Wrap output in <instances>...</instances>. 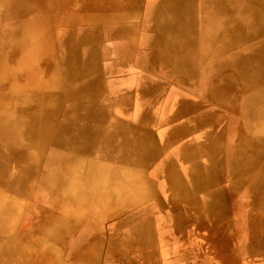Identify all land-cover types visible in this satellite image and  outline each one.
Masks as SVG:
<instances>
[{
	"label": "crops",
	"instance_id": "1",
	"mask_svg": "<svg viewBox=\"0 0 264 264\" xmlns=\"http://www.w3.org/2000/svg\"><path fill=\"white\" fill-rule=\"evenodd\" d=\"M218 1L39 0L36 13L30 12L29 0H21L24 23L41 20L42 46L61 74L68 59L71 71L91 68L89 81L97 85L92 91L107 111L108 137L95 146L109 153L80 155L93 186L76 219L82 224L90 219L98 227L94 236L102 246L97 261L83 258L75 264H264V78L244 91V81L234 76L229 79L235 91L224 88L233 69L227 65L234 64L235 72V59L246 56L254 72L260 59L252 57L264 46L254 50L253 44L227 38L208 41L198 30L200 24L220 21L229 28L234 20L250 28L247 21L254 17L264 21V0H245L257 4L254 16L252 10L245 16L234 13V0L230 12L227 4L214 7ZM173 2L182 3L179 12L198 28L192 34L194 47L186 48L196 60L177 66L183 71L175 64L152 65L148 58L158 38L145 23L156 6L172 7ZM4 23L3 32L9 29ZM91 35L98 38L96 49L79 42ZM67 41L72 44L65 47ZM94 50L101 60L92 64L87 57ZM223 53L229 58L222 60ZM161 68L168 73L161 74ZM45 85L47 95L71 83ZM237 159L247 162L245 172H236ZM107 223L118 231H102L100 225ZM111 239L116 240L113 253Z\"/></svg>",
	"mask_w": 264,
	"mask_h": 264
},
{
	"label": "rangeland",
	"instance_id": "2",
	"mask_svg": "<svg viewBox=\"0 0 264 264\" xmlns=\"http://www.w3.org/2000/svg\"><path fill=\"white\" fill-rule=\"evenodd\" d=\"M9 0H0V9H3L7 6ZM13 12L15 13V20H21L23 13L26 11L20 7L21 0H13ZM181 2L177 4V2H173L176 8L182 7ZM16 5L18 7H16ZM214 6V5H213ZM157 7L153 10L152 19L153 24L158 25L159 22L155 21L159 19V16L167 15L166 10L158 11ZM163 7H168V5H163ZM187 7V6H186ZM185 7V9H186ZM189 7V6H188ZM192 9V8H191ZM29 10L30 12H38L39 11V0H29ZM156 12L159 13L158 17H154ZM174 15L181 17L185 21H188L187 17H184L183 13L176 11ZM194 21V19L191 17ZM4 22H9L7 18L1 17L0 18V25L5 24ZM28 22H31L35 28V31L38 33V48L32 50V61L29 62V66L24 67L25 72L21 75L19 74L13 81L12 84L9 86L6 84V79L0 75V88H4V93L0 95V101L4 102L3 99L8 97H13L14 102L11 104H6L7 106L0 105V111H13V108L17 105L24 104V103H34L40 101L43 97L47 95H52L54 91H50L51 94L44 95L45 92H48L49 85L45 84H52L58 85L60 80L71 83L70 87L76 88L77 83H81V81L71 79L67 72L69 71L70 67V60L68 59V63L65 64V69L63 71V75L61 74V70L58 68L57 63L51 59L50 52L45 50L42 46L44 45V36L42 34L43 25L41 24V20L33 19ZM34 22V23H33ZM41 22V23H40ZM195 22V21H194ZM2 23V24H1ZM218 23H216L217 25ZM197 25V23H196ZM147 27V24L145 23ZM213 24L205 23L204 25L200 24L199 29L200 32H205L204 35H200L204 40H221L226 38V34L220 33L215 38L212 37V33H206V30L211 27ZM150 27V26H148ZM200 27L202 29H200ZM151 28V27H150ZM196 29V30H197ZM154 31V39L157 35L158 40L156 44H153V47L157 50L153 53H149L150 56H154L157 52H161V54L168 53L171 51L168 49L166 45H174L175 37H179L181 39L185 36H190L193 38V33H196V30L188 31V33L184 34H177L173 33L172 31L161 32L159 34L156 30ZM197 30V31H198ZM211 30V29H210ZM209 30V31H210ZM165 35V36H163ZM233 35V33H232ZM228 39V38H227ZM229 40V39H228ZM231 40V39H230ZM80 43H88L93 46L94 49L95 45L98 42L97 36H83L80 38ZM233 42V41H232ZM250 43V45L254 46V50H258L264 46V34L259 36H255L253 39L245 40L243 43ZM234 43V44H241ZM64 44V43H63ZM69 44H72L71 41H67L64 44L67 47ZM77 44V43H76ZM183 44V43H179ZM230 44H232L230 42ZM4 39L0 36V53H5L2 51L4 49ZM195 43L193 41L192 47H194ZM251 46V47H252ZM66 49V48H65ZM95 55L96 60H94L92 55ZM191 52L189 59L182 61L179 63V60L172 59L171 61H167V56H165L162 60L161 59H151L149 58V62L153 64L155 63H164V64H175V68L177 71H183L184 69L178 68L177 66L185 65L194 61L195 55ZM227 54L223 53L222 60H226ZM256 54V51L254 55ZM2 55V54H1ZM54 56V53H53ZM70 56V55H69ZM68 56V57H69ZM97 56H99L97 50L92 51L87 58H89L92 64H95L97 60ZM76 55H73L75 58ZM71 58V57H69ZM201 58V57H200ZM199 58V59H200ZM241 57H237L235 61L239 60ZM72 59V58H71ZM177 60V61H176ZM223 66V65H222ZM227 66H232L234 69V64ZM223 69V68H221ZM228 70L230 75H228V79L225 81L224 88L227 89L229 93L232 91L234 92V86L231 85V80L229 78H233L234 76L237 79H240L238 75L234 72V70ZM89 68H86V72H88ZM168 68H161L159 69L160 73L167 74ZM80 71L86 75L84 69H80ZM167 71V72H166ZM226 70L224 69L223 72ZM192 72V69H187L185 73ZM64 77V78H63ZM6 85L8 87H6ZM62 85V84H61ZM60 85V88L62 87ZM55 86V87H56ZM247 88L244 87L242 90L247 91ZM59 90V88H56ZM65 91H57L55 92L57 98V106L55 108V115L53 114V121L49 126V132L47 133V140L45 144H38L31 147H26L22 143L17 142H0V150L5 151L3 154H0V264H55V260L59 259V264H70L71 257L70 253L76 246V244L80 241L85 242L89 235L93 234L92 231L94 229L92 222L87 221L84 224L80 223L78 220L79 218V208L81 206H85V203L79 202L76 198H69L75 192L80 191H88L89 189L82 187L81 183L78 181L76 184L69 183L66 180V185L63 190L67 189V192L64 193L62 196H58L56 200H51V204L47 205L48 203L45 202L44 198L46 197V192L42 187V180L44 179V175L48 174L54 177L58 175V166L56 162V167L53 170H49L50 168L47 165L48 159H50L51 152H60L61 148L58 147L56 143V136H57V123L60 121V115L62 111H64V100L60 99L59 97L66 96ZM93 96L92 92H87L85 94L86 98H90ZM19 101V102H16ZM93 105V108H92ZM91 105V111H104L103 107L99 105ZM62 106V107H61ZM102 110H101V109ZM106 113L99 112L97 117L93 120V125L96 129L92 132L93 139L96 136L98 130L101 129L102 124L105 123V119H103V115ZM90 139V140H93ZM42 146H44L42 148ZM9 148V149H8ZM44 149L43 153L40 151ZM63 150V149H62ZM62 153V152H60ZM27 156V157H26ZM68 157V156H65ZM80 157V156H77ZM81 158V157H80ZM27 170V175L24 179H17L16 178V171L20 169L19 167ZM76 187H73L75 186ZM60 193V192H59ZM62 194V193H60ZM82 212V210L80 211ZM85 213V211H84ZM83 213V214H84ZM77 219V220H76ZM77 221V222H76ZM63 222V226L66 228L67 232L63 233L62 239L59 237V230L58 225ZM56 225V226H55ZM53 226H55L53 228ZM102 231H110L114 232V230L118 231V229L114 228L113 224L110 223L100 225ZM110 229V230H108ZM124 229H119V231H123ZM148 230V229H147ZM146 230V231H147ZM95 233V232H94ZM94 235V234H93ZM67 236V238H66ZM78 239V240H77ZM116 240L111 239L109 247L111 249L110 253H113L114 245ZM29 251V254L27 253ZM27 255V259H18L17 257H23Z\"/></svg>",
	"mask_w": 264,
	"mask_h": 264
},
{
	"label": "bare ground",
	"instance_id": "3",
	"mask_svg": "<svg viewBox=\"0 0 264 264\" xmlns=\"http://www.w3.org/2000/svg\"><path fill=\"white\" fill-rule=\"evenodd\" d=\"M178 3L179 2H177V4ZM14 4L15 3L13 0H9L7 3V6L4 7L3 9H0V18L4 17V18H7L9 20V26H8L9 29L6 30L5 32L2 31V28L4 26L0 25V36H2L4 39V45H3L4 49L2 51L5 52L2 54V56L0 55V75L6 79V84L8 86L13 83L14 79L19 74L21 75L22 73L25 72L24 67L29 66V62L32 61V59H31L32 58V50L35 49L36 47L38 48V33H37V31H35V28L31 22L27 21V24H25L24 21L14 19L15 18V13L13 12ZM225 4H227L229 6V12H230L231 0H226V1H224V3H223V0H221V2L218 1V2L214 3V7H216V5H218L219 7H222ZM179 5L182 6V4H179ZM255 5H257V4H255ZM255 5H254V3H251V2L245 3V0H234V13L240 14L241 16H245V15H247L248 10H249V12L252 10L251 12H253V16H254L255 15L254 12L257 9V6L255 7ZM176 7L177 6H174V5L172 7L170 5H168V7H163V5L158 6L157 10L161 11L164 9V10L168 11L167 15L159 16L158 17L159 19L155 20V21L159 22L158 25L153 24L154 22H153V19L151 18L150 20L146 21L147 27L150 26L152 29L156 30L159 34H161V32L172 31L173 33H175V35L184 34L185 32L188 33V31L196 30L197 25L192 19L185 21L181 17L177 18V16L174 15V13H176V11H177V13L179 12L178 8H176ZM186 8L188 9L189 7L187 6ZM260 10H262V9H260ZM260 10H258V11H260ZM225 11H226V8H225ZM220 22L217 25H216V23H213L212 28L209 27L206 30V33H212V37L215 38L220 33H224L226 31L225 32V34L227 36L226 38L232 39L234 41V43H240V42L243 43L247 39H250V41H251V39H253L255 36H259L261 31H264V27L261 26V23H264V21L262 22L260 19H258V17H254L251 19V21H247L251 25L250 28H248V25L247 24L245 25L244 21H242V20H234V25H229V28H227V25L224 24V22H226V21H224L222 23H220ZM259 24L261 26L260 29H258L260 27V26H258ZM235 31L242 32V34L234 36ZM232 33H233V35H232ZM245 33H249V34H245ZM158 37H160V35H157L155 38H158ZM178 40H180L179 43H183V44L174 43V45H170V46L166 45L168 47V49H170V50L172 49V50L169 51L168 53H164V54H161V52L158 51L156 55L150 56L149 58H151V59L156 58V59L162 60L165 56H167V61H171L172 59H177V60H179V63H181L184 60L189 59L191 52L186 50V48L192 47V45H193L192 38L190 36H185V37H182L181 39H179V37L177 38V36H176L175 42H178ZM92 57H94L93 59L96 60V57L94 54L92 55ZM97 57H98L97 60H99L100 57L99 56H97ZM252 58L260 59V61H258V63H257V65H258L257 68L254 69V72H251V70L247 67V57L246 56L241 57L238 60V62L236 61L237 64H236L235 73L238 75V77L242 81H244V83H245L244 85L246 88H247L248 84H251V85H252V83L261 84L262 82H258V81H262L264 78V51L262 50L260 52H257L255 54V56ZM100 60H101V58H100ZM90 69L91 68H89L88 72H86V69H84L85 72L87 73L86 75H84L80 71V69H74L73 68V71H71V69H69V71L67 72V75L71 79L73 78L75 80L81 81V83H77L76 88L70 87V88L66 89V92H65L66 96L65 97H59L60 99L64 100V111H62V113L60 115V121L57 123V131H56L57 140H56V143L58 144V147L61 148L60 152H62V153L51 152L50 153L51 157H50V159H48V162H47V165L50 168L49 169L50 171L56 167V162H57L58 172H59L57 177H54V176L50 177V175L45 174L44 179L41 181L42 187L44 188V190L46 192L47 198H44V200H45V202L48 203L47 205L51 204V200L52 201L56 200V198L59 195L62 196L64 193L67 192V189L63 190L65 185H66L65 184L66 180L68 182V185H69V183H72L74 185V184H76V182L79 181L81 183V188L85 187V188L89 189L90 186H93V177L88 172L89 166L87 167L88 171L85 172L83 169V167H84L83 164H86V162L85 161L81 162V158H80L81 156L80 155H82V154H84V155L96 154V155L105 156L107 153H109L106 148H104L102 146H98L97 144L95 146V143L104 142V140H106V138L108 137V135H107L108 131L105 128L107 121H105V123L102 124L101 129L98 130L94 139L92 138L94 136L92 132L96 129L94 126H92L93 120L97 117V114L99 112L106 113L102 117L103 119L106 120L107 111H91V105L92 104L99 105V103H102V101L97 100V95L94 94V91H92L93 90L92 88L96 87L97 85H94L92 83L93 79L89 81V78L91 76L90 75ZM255 75H257V76H255ZM139 76H141V75H139ZM84 77L87 78L85 81L83 79ZM7 85H6V87H8ZM54 86H56V85H54ZM87 92H92L93 96H91L90 98H86L85 94ZM3 93H4V88H0V95H2ZM55 94L56 93L54 92L52 95H47V96L43 97L40 101L31 103V104L24 103L23 105L22 104L17 105L13 108V111H0V142L1 143L7 142V141L17 142V143L19 142V143L24 144L26 147L38 145L39 143L45 144L46 140H47V136H48L47 133L49 132L48 128L53 121V114L55 115L54 110L57 106L56 100L58 97H56ZM146 97H148V96H146ZM3 100H4V102L0 101V105L2 104L3 106H7L6 104H11L14 102L13 97H8V98H5ZM16 102H19V101H16ZM103 105L104 104H102V107H104ZM92 108H93V105H92ZM90 139H93V140H90ZM249 143H250V141H249ZM239 144L241 145V143H239ZM140 145L142 146L143 143ZM243 146L245 147L246 145H243ZM43 147L44 146H42V148ZM240 147H242V146H240ZM141 149H143V147H141ZM242 149H243V147H242ZM146 150H148V149H146ZM43 151H44V149H42L40 151V153H43ZM4 152L5 151L0 150V154H3ZM143 154H145V153H143ZM65 156H68V157H65ZM77 156H80V157H77ZM134 156H135V154H134ZM140 157H144V156H140ZM146 158H148V157H146ZM236 162H237L235 164L236 172L238 170H240L241 172H243V171L245 172L246 168L248 167L247 162L246 161H245L246 163L243 161L241 162L240 159H237ZM195 164L196 163H194V166H195ZM87 165H88V163H87ZM17 167H19L20 169H17V171H16V178L19 180L24 179L25 176L27 175L26 174L27 170L23 169L20 166H17ZM101 168L102 167H100L99 169H101ZM110 168L111 167H109L107 170L109 171ZM235 168H234V170H235ZM79 169H81L82 172ZM234 170H233V173H234ZM91 171H92V169H91ZM98 174H100V172H98ZM94 175H96V174H94ZM129 175L132 176L131 174H129ZM117 176H118V174H117ZM133 176H135V174ZM245 177L246 176L242 177L241 179H243ZM250 177H251V175H250ZM125 180H126V177H125ZM138 181H140V180H138ZM239 181H240V178H239ZM113 184H115V183H113ZM236 184H237V182H236ZM73 187H76V185ZM108 187H109V185H108ZM133 187H134V184H133ZM59 192L62 194H60ZM89 193H90L89 190L88 191L75 192V193H73L72 196L68 197L67 199L73 197V198L78 199L79 202H81V203H87L88 199L90 200L92 197L91 195L88 196ZM100 207H101V205H100ZM63 225H64L63 222H61L57 227L59 230L58 235H59L60 239H62L63 233L65 232V234H66V232H67L66 228ZM55 226H53V228ZM97 229H98V227L94 226L93 230H97ZM108 230H110V229H108ZM144 231H146V229H144ZM92 233L95 234L94 231H92ZM93 234L89 235L88 239L85 242L80 241L76 244L73 251L70 253V257H71L70 264H75L76 260L83 259V258H85L86 260L88 258V260L91 261V263L98 260V256L100 253L99 251L101 250V246H102V240H100L98 237L96 238V235L94 236ZM66 238H67V236H66ZM94 240H96L97 242H95ZM92 249H95L96 252L93 251V253H91ZM109 249H111V248L109 247ZM27 253L29 254V251ZM84 253L86 254L87 257L85 256ZM17 258L18 259H21V258L27 259V255H25L23 257H17ZM102 262H103V260H102ZM55 264H59V259L55 260Z\"/></svg>",
	"mask_w": 264,
	"mask_h": 264
}]
</instances>
